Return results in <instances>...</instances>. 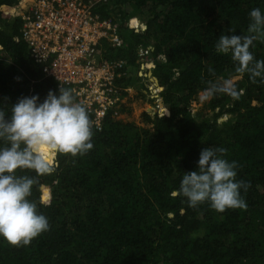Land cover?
I'll return each instance as SVG.
<instances>
[{
    "label": "trees",
    "instance_id": "1",
    "mask_svg": "<svg viewBox=\"0 0 264 264\" xmlns=\"http://www.w3.org/2000/svg\"><path fill=\"white\" fill-rule=\"evenodd\" d=\"M29 2L0 0V108L24 96L43 101L60 86L23 37ZM95 7L123 40L98 47L101 61L116 68L120 102L100 129L93 124L86 155H57L56 172L39 177L53 193L51 206L40 208L50 230L22 247L0 238V264H264V83L215 51L232 26L247 34L249 11H264V0H104ZM140 45L152 46L143 73L158 80L159 100L139 75ZM254 45L255 59L264 61V42ZM145 77L155 90L156 79ZM223 79L242 90L239 99L217 95L194 112L199 93ZM136 109L138 123L122 117ZM208 146L237 162V179L249 185L246 209L191 208L170 195Z\"/></svg>",
    "mask_w": 264,
    "mask_h": 264
},
{
    "label": "clouds",
    "instance_id": "2",
    "mask_svg": "<svg viewBox=\"0 0 264 264\" xmlns=\"http://www.w3.org/2000/svg\"><path fill=\"white\" fill-rule=\"evenodd\" d=\"M248 15L247 34H235L232 26L228 34L218 37L215 51L230 54L240 73H248L253 82L259 77L264 83V61L255 59L250 51L254 41L264 42V11L257 7ZM209 72L214 75L213 69ZM147 75L155 78L151 71ZM221 94L237 100L242 90H237L232 79L217 80L209 82L199 98L206 102ZM226 120L224 117L220 123ZM93 128L87 107L61 85L57 92L49 90L43 101L38 95L24 96L10 108H0V238L22 247L50 230L40 208L51 206L53 193L39 177L56 172L57 155H86L93 148ZM226 151L222 147L203 148L195 168L184 172L179 187L170 195L181 197L191 208L207 203L219 213L246 209L242 191L249 185L237 179L238 164L226 159ZM25 171L34 175L20 174ZM34 189L38 192L35 198Z\"/></svg>",
    "mask_w": 264,
    "mask_h": 264
},
{
    "label": "built area",
    "instance_id": "3",
    "mask_svg": "<svg viewBox=\"0 0 264 264\" xmlns=\"http://www.w3.org/2000/svg\"><path fill=\"white\" fill-rule=\"evenodd\" d=\"M100 1L104 0H30L22 16L23 37L43 74L72 88L94 114L92 122L97 129L121 99L115 85L116 68L101 61L98 47L103 40L113 46L123 41L118 25L95 13ZM151 48L138 47L141 76L148 67ZM156 86L155 90L149 89L159 93L161 88L158 83Z\"/></svg>",
    "mask_w": 264,
    "mask_h": 264
},
{
    "label": "rangeland",
    "instance_id": "4",
    "mask_svg": "<svg viewBox=\"0 0 264 264\" xmlns=\"http://www.w3.org/2000/svg\"><path fill=\"white\" fill-rule=\"evenodd\" d=\"M130 24H133V19H131L130 20ZM145 73V72H144ZM143 73V80L146 82V84H147V87L149 88V86H150V83H149V81H148V79L145 77L146 75ZM147 74H149V71H148V73ZM157 91H158V89H157ZM202 92L203 91H201L200 93H199V97H200V95L202 94ZM152 94V93H151ZM153 95L154 94H152V96L151 97H153ZM155 95H157V97L159 96V94L156 92L155 93ZM155 97V96H154ZM198 97V100L196 101V102H194V104H193V111L194 112H198L199 111V109L201 108V106H202V101L200 100V98ZM158 99V98H157ZM159 100V99H158ZM127 108H129L128 110H130V108H131V103H127ZM140 113H141V110H138V109H136L135 111H129L128 113H125V114H123L122 115V117H124L125 119H128V120H134L136 123H138V121H139V115H140Z\"/></svg>",
    "mask_w": 264,
    "mask_h": 264
}]
</instances>
